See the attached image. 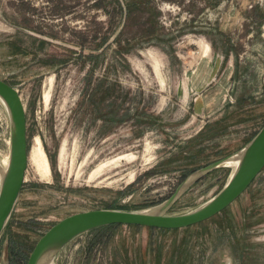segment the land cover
<instances>
[{
	"label": "rangeland",
	"instance_id": "obj_1",
	"mask_svg": "<svg viewBox=\"0 0 264 264\" xmlns=\"http://www.w3.org/2000/svg\"><path fill=\"white\" fill-rule=\"evenodd\" d=\"M0 80L19 91L28 143L0 264H26L67 215L151 209L254 137L264 124V0H0ZM9 148L0 102V162ZM231 173H208L166 214L199 208ZM50 264H264V168L205 222L96 229Z\"/></svg>",
	"mask_w": 264,
	"mask_h": 264
},
{
	"label": "water",
	"instance_id": "obj_2",
	"mask_svg": "<svg viewBox=\"0 0 264 264\" xmlns=\"http://www.w3.org/2000/svg\"><path fill=\"white\" fill-rule=\"evenodd\" d=\"M16 89L0 80V100L10 122L9 162L0 177V235L19 198L28 163L25 105ZM240 158L236 171L209 201L192 211L167 215V209L195 182L208 173L228 167ZM264 168V124L243 147L210 165L194 170L161 204L143 211L99 209L70 215L49 228L36 242L26 264H50L54 255L76 237L112 225L139 226L162 230H181L205 222L238 199Z\"/></svg>",
	"mask_w": 264,
	"mask_h": 264
},
{
	"label": "bare ground",
	"instance_id": "obj_3",
	"mask_svg": "<svg viewBox=\"0 0 264 264\" xmlns=\"http://www.w3.org/2000/svg\"><path fill=\"white\" fill-rule=\"evenodd\" d=\"M0 102H1V100H0ZM9 161H10L9 156H7V157L3 158L2 161L0 162V177L2 175H4ZM239 161H240V158H237V159L232 160L228 163V167L232 168V174L236 171L237 166L240 165ZM1 165H2V167H1ZM36 166L38 169H41L44 174H46L49 171L47 159H46V157H45V155H44V153L40 147H39V159L36 160Z\"/></svg>",
	"mask_w": 264,
	"mask_h": 264
},
{
	"label": "trees",
	"instance_id": "obj_4",
	"mask_svg": "<svg viewBox=\"0 0 264 264\" xmlns=\"http://www.w3.org/2000/svg\"><path fill=\"white\" fill-rule=\"evenodd\" d=\"M115 226H120V225H112V226H106V227H101V228H110V227H115ZM134 227H139V226H134ZM101 228H97V229H101ZM149 229H153V228H149ZM94 230H96V228ZM94 230H92V231H94ZM160 230L161 231H170V230H162V229H160Z\"/></svg>",
	"mask_w": 264,
	"mask_h": 264
},
{
	"label": "crops",
	"instance_id": "obj_5",
	"mask_svg": "<svg viewBox=\"0 0 264 264\" xmlns=\"http://www.w3.org/2000/svg\"><path fill=\"white\" fill-rule=\"evenodd\" d=\"M210 105V103H197V106L199 107V108H205L206 106H209ZM212 106H214V105H212Z\"/></svg>",
	"mask_w": 264,
	"mask_h": 264
}]
</instances>
